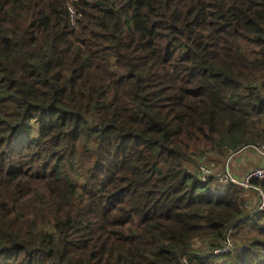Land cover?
Instances as JSON below:
<instances>
[{
  "label": "trees",
  "instance_id": "16d2710c",
  "mask_svg": "<svg viewBox=\"0 0 264 264\" xmlns=\"http://www.w3.org/2000/svg\"><path fill=\"white\" fill-rule=\"evenodd\" d=\"M249 146L264 0H0V264H264Z\"/></svg>",
  "mask_w": 264,
  "mask_h": 264
},
{
  "label": "built area",
  "instance_id": "2783aa9c",
  "mask_svg": "<svg viewBox=\"0 0 264 264\" xmlns=\"http://www.w3.org/2000/svg\"><path fill=\"white\" fill-rule=\"evenodd\" d=\"M247 149L252 150L264 161V146H249L231 156L220 169H218L214 163L202 162L197 169H194V171L201 183H205L210 179H213L219 184V186L226 187L229 185H236L248 192L254 193L255 196H257V202L255 204L250 201L247 202L248 207L251 210V214L255 215L257 213L264 212V193L252 183L254 181H264V163L247 171L241 179L232 174L230 165L235 156ZM229 251H233V243L230 239H228L223 248L217 250L216 253Z\"/></svg>",
  "mask_w": 264,
  "mask_h": 264
},
{
  "label": "crops",
  "instance_id": "0c3cea01",
  "mask_svg": "<svg viewBox=\"0 0 264 264\" xmlns=\"http://www.w3.org/2000/svg\"><path fill=\"white\" fill-rule=\"evenodd\" d=\"M244 151L235 156V161L232 162L233 164L231 166L232 174L237 176L239 179L244 177L247 171L264 163V161L256 153L252 151L244 153ZM220 167L222 168L223 165Z\"/></svg>",
  "mask_w": 264,
  "mask_h": 264
},
{
  "label": "rangeland",
  "instance_id": "374dc122",
  "mask_svg": "<svg viewBox=\"0 0 264 264\" xmlns=\"http://www.w3.org/2000/svg\"><path fill=\"white\" fill-rule=\"evenodd\" d=\"M251 151H252V150L248 149V150L244 151V153H246V152H251ZM252 152H253V151H252ZM229 158H230V157H229ZM229 158H228V159H229ZM228 159H227V160H228ZM227 160H226V161H227ZM226 161H225L223 164H220V165H216L217 163H216V164L214 163V164L217 166L218 169H220V168H221L220 166L224 165V164L226 163ZM234 161H235V158L232 160V162H234ZM232 162L230 163L231 166H232V164H233ZM196 169H197V168H196ZM242 178H243V177H242ZM245 191H246V190H245ZM246 192H248V191H246ZM247 199H248V202H249V201H250V202H253V204H255V203L257 202V200H258V199H257V196H255V194H254V193H251V192H248V193H247ZM243 234H244V235H249V234H247L246 232H245V233L243 232Z\"/></svg>",
  "mask_w": 264,
  "mask_h": 264
}]
</instances>
